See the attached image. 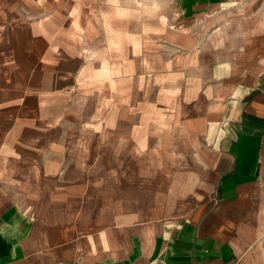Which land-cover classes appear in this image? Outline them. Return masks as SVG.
<instances>
[{
    "label": "rangeland",
    "instance_id": "374dc122",
    "mask_svg": "<svg viewBox=\"0 0 264 264\" xmlns=\"http://www.w3.org/2000/svg\"><path fill=\"white\" fill-rule=\"evenodd\" d=\"M185 10L178 0H0V131L15 132L6 160L20 163L8 173L39 175L41 209L57 224L70 208L191 205V185L176 184L193 167L177 153L190 144L179 103L192 76L208 79L209 50L223 58L239 45V16L250 14L220 5L188 20ZM184 48L199 64L177 57Z\"/></svg>",
    "mask_w": 264,
    "mask_h": 264
},
{
    "label": "crops",
    "instance_id": "0c3cea01",
    "mask_svg": "<svg viewBox=\"0 0 264 264\" xmlns=\"http://www.w3.org/2000/svg\"><path fill=\"white\" fill-rule=\"evenodd\" d=\"M220 5L250 16H239V45L223 58L209 50L208 79L192 76L179 103L190 144L177 153L190 155L193 167L176 184L191 185V205L70 208L57 224L55 209H41L39 175L8 173L19 170L6 160L17 136L0 131V264H264V0H178L183 15L193 9L183 21ZM252 23L260 30L244 32ZM179 53L199 64V50Z\"/></svg>",
    "mask_w": 264,
    "mask_h": 264
}]
</instances>
